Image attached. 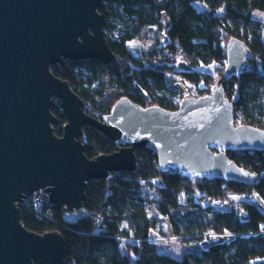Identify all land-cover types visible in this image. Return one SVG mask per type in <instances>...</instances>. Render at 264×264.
<instances>
[{
    "label": "water",
    "instance_id": "95a60500",
    "mask_svg": "<svg viewBox=\"0 0 264 264\" xmlns=\"http://www.w3.org/2000/svg\"><path fill=\"white\" fill-rule=\"evenodd\" d=\"M104 1L0 0V264H65L62 234L25 229L21 204L45 190L63 220L77 222L88 182L136 173L138 151H152L163 173L175 171L190 182L256 180L227 156L264 152V130L235 125V106L223 86L248 72L252 52L245 42L229 39L222 79L209 95L183 99L176 111L124 97L100 121L52 73L67 61L117 63L99 12ZM54 99L67 118L62 137L54 132ZM84 128L96 129L119 151L90 160Z\"/></svg>",
    "mask_w": 264,
    "mask_h": 264
},
{
    "label": "trees",
    "instance_id": "16d2710c",
    "mask_svg": "<svg viewBox=\"0 0 264 264\" xmlns=\"http://www.w3.org/2000/svg\"><path fill=\"white\" fill-rule=\"evenodd\" d=\"M106 1L115 9L111 8L109 13L106 5L100 8L104 30L110 27L108 18L119 17L120 11L127 19L124 21L126 29L118 40L105 36L117 63L104 65L89 61L87 65L92 75L85 79L70 69L74 62L67 61L64 66L52 68V73L68 82L84 101L86 113L102 121L124 97L144 107L159 106L176 111L179 103L175 98L182 101L188 97L176 88V81L171 78L175 70L170 65L183 54L193 68L183 71V77L196 87L197 98L209 95L223 77L228 58L226 47L229 39L235 37L250 48L252 68L239 79L225 80V95L235 106V125L264 130V23L254 18L256 13L264 14V0ZM197 4L205 8L200 9ZM144 29H155L164 36L163 43L147 53L128 45ZM148 62L157 65L146 66ZM211 65L216 67L213 71L204 70ZM245 90L248 92L243 95ZM52 113L58 120L54 132L62 137L67 118L60 103L52 108ZM81 142L90 160L120 149L94 128H84ZM136 156L140 166L136 173L113 174L107 180L88 182L79 221L66 223L55 207L50 219L39 217L32 209H23L22 225L38 235L61 233L65 264H252L254 260H264V212L252 202L254 198L264 202V152L227 153L230 161L256 175L250 185L200 179L190 182L175 171L163 173L157 156L150 150L138 151ZM157 179L164 180L166 186L156 185ZM170 180L175 185L170 184ZM178 183L179 194L196 186L204 197L212 199L225 198L230 193L248 195L252 199L240 202L241 217L211 206L202 207L193 198L177 207L167 201V196L170 188ZM145 185L155 186L163 195L159 212L170 223L174 224L181 215L184 234L174 236L194 247L180 260L159 252L160 243L154 240L158 237L152 234L153 220L144 208L132 205L134 196ZM116 207L125 212L126 231L104 221V215ZM85 222L94 227H86ZM174 232L180 233L177 228ZM212 235H230L231 239L202 248L201 243Z\"/></svg>",
    "mask_w": 264,
    "mask_h": 264
},
{
    "label": "rangeland",
    "instance_id": "374dc122",
    "mask_svg": "<svg viewBox=\"0 0 264 264\" xmlns=\"http://www.w3.org/2000/svg\"><path fill=\"white\" fill-rule=\"evenodd\" d=\"M103 5H106V11L109 13L111 12V8L115 9V7L106 0L103 2ZM197 6L200 9L205 8L204 6L199 4H197ZM119 15V17L116 15L110 16L107 20L110 27L109 29L104 30V35L112 40H118L120 36L123 35L126 29L124 21H126L127 19L125 17V14L120 11ZM254 18L264 23V14L256 13ZM164 22L165 26L167 27L168 21L166 17L164 18ZM163 41L164 36L159 31L155 29H144L138 36L133 38L128 45L133 50L145 51L147 53L150 50L159 47V45L162 44ZM88 62L89 61H82L74 63L73 65H70V69L80 74V76L85 79L86 77L92 75V71H90L87 65ZM156 65L157 64L155 62L146 63V66ZM187 65L189 66L187 67ZM170 66H172L175 70V73L171 75V78L176 81V88L182 93L183 96L196 97V87L192 83L187 81L182 75L184 68L193 70L188 60L184 59L182 55H178L175 62ZM215 68V65H211L209 67H204V70L206 69L207 71H213V69ZM105 80L107 82L109 81L107 75L105 76ZM247 92L248 91L245 90L243 92V95H245V93ZM236 98L237 95L234 97V99ZM262 101V103L264 104V98ZM59 103L60 102L58 100L54 99L53 107H56ZM172 177L173 176H170V179H173ZM155 182L156 185L160 187L166 186V183L162 179H157L155 180ZM169 183L173 184L174 182L170 180ZM179 185L180 184L178 183L177 186L170 188V191H168L169 195L167 196V201H171L172 203L177 205V207H179L180 205H185L188 201V198H193V201L202 205V207L209 206V198L204 197L196 186L186 188V190H183L185 191V193L179 194L177 193V188L179 187ZM162 199L163 195L157 190L155 186L151 187L149 185H145L141 186L140 193L134 196L132 205H134L135 208H144L147 211L149 218L153 220L154 228L152 230V234L155 237L163 238V240L158 241L160 243L159 252H167L175 257L181 258V256L185 255L187 251L192 250L194 246L190 245V242H186L185 239L176 238V236H174L184 234V228L181 224V215H179L178 218L174 221V224L170 223L168 219L163 217L159 212V206ZM224 199L235 201L238 207H240L241 201L250 200L252 198L248 195L230 193L229 196L225 197ZM252 202H254L264 212V202L262 200L252 199ZM103 218L106 223H108L109 225L118 226L121 231H126L128 229V222L125 219V212L121 207L110 209L108 214H105ZM84 225L88 228L94 227L92 225H89L87 222H85ZM176 228L180 233L174 232ZM230 239L231 236L211 238L209 240L203 241L201 243V247L207 249L214 243L223 242ZM252 264H264V260H254Z\"/></svg>",
    "mask_w": 264,
    "mask_h": 264
},
{
    "label": "built area",
    "instance_id": "2783aa9c",
    "mask_svg": "<svg viewBox=\"0 0 264 264\" xmlns=\"http://www.w3.org/2000/svg\"><path fill=\"white\" fill-rule=\"evenodd\" d=\"M182 56L185 55L183 54ZM251 68L252 65H250L249 70ZM175 101L178 103L181 102L178 97L175 98ZM49 196L45 190H38L25 198L21 204V210L32 209L39 217L50 219L54 214V206L49 202ZM209 200L208 205L211 207L221 208L228 212H234L239 217L242 216V210L235 201L225 200L224 198H209ZM154 240L160 241L163 238H156Z\"/></svg>",
    "mask_w": 264,
    "mask_h": 264
},
{
    "label": "crops",
    "instance_id": "0c3cea01",
    "mask_svg": "<svg viewBox=\"0 0 264 264\" xmlns=\"http://www.w3.org/2000/svg\"><path fill=\"white\" fill-rule=\"evenodd\" d=\"M188 66H189V65H187V67H188ZM183 71H190V69H189V68H184ZM254 199H258V198H254ZM213 208H215V209H217V210H223V209H221V208H216V207H213ZM224 211H225V210H224ZM225 236H226V237H227V236L229 237L230 235H224V236H219V237H225ZM210 237H212V238H216L217 236L212 235V236H210ZM219 237H218V238H219ZM188 252H189V251H187L186 253H188ZM162 253H163V252H162ZM164 254L170 255V256H172V257L178 259V260L182 259L183 256H184V255H182L181 258H178V257H175V256H173V255L167 253V252H164Z\"/></svg>",
    "mask_w": 264,
    "mask_h": 264
}]
</instances>
